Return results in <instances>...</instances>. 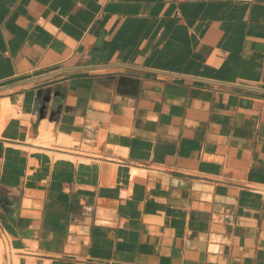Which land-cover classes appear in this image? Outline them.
I'll list each match as a JSON object with an SVG mask.
<instances>
[{"label": "crops", "instance_id": "1", "mask_svg": "<svg viewBox=\"0 0 264 264\" xmlns=\"http://www.w3.org/2000/svg\"><path fill=\"white\" fill-rule=\"evenodd\" d=\"M0 264H264V0H0Z\"/></svg>", "mask_w": 264, "mask_h": 264}]
</instances>
